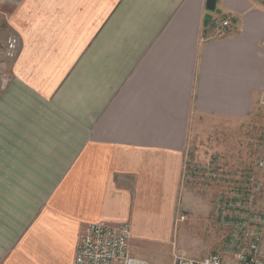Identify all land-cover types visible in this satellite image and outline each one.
I'll return each instance as SVG.
<instances>
[{"label":"crops","instance_id":"0c3cea01","mask_svg":"<svg viewBox=\"0 0 264 264\" xmlns=\"http://www.w3.org/2000/svg\"><path fill=\"white\" fill-rule=\"evenodd\" d=\"M207 2L0 0V264H73L99 222L215 250L187 160L264 100V0Z\"/></svg>","mask_w":264,"mask_h":264},{"label":"rangeland","instance_id":"374dc122","mask_svg":"<svg viewBox=\"0 0 264 264\" xmlns=\"http://www.w3.org/2000/svg\"><path fill=\"white\" fill-rule=\"evenodd\" d=\"M14 40L16 41V39L12 41ZM11 44L9 53L15 55L14 42ZM6 47L0 44V69H2V63L7 62L4 56H1L4 53L3 50L6 52ZM263 102L264 100H260L255 104L246 121L218 127L217 134L212 133L207 139L193 143L189 152L186 168V173L189 175L186 181H190L189 183L193 181L190 188L207 194L215 206L213 221L218 229L216 235H213L215 250L200 255L177 253V246L181 247L178 241V238H181L179 234L182 233L180 228L179 231L176 229L173 239L164 237L163 240L158 241L146 237H135L133 246L136 244L139 247V251L134 250L138 258H146L148 261L152 257L154 261L153 263L148 261L150 264H174L176 256L197 259L211 256L214 252H221V250L226 259H234L237 256V251L225 252L224 250V245L240 221L238 210H235L238 207L228 208L229 202L235 203L237 199H248L252 196V192L255 193L257 197L253 203L254 213L258 219L264 221V171L258 166L264 157ZM207 165H210L209 169H205ZM196 167L199 169L195 174ZM258 189H260L259 192ZM261 228L264 231V225ZM193 240L191 238L190 242Z\"/></svg>","mask_w":264,"mask_h":264},{"label":"built area","instance_id":"2783aa9c","mask_svg":"<svg viewBox=\"0 0 264 264\" xmlns=\"http://www.w3.org/2000/svg\"><path fill=\"white\" fill-rule=\"evenodd\" d=\"M229 21H222L219 25V34L231 31ZM264 44V41H263ZM264 171V157L258 164ZM207 165L205 169H209ZM199 167L194 169L196 170ZM205 173V171H204ZM185 174V178L187 179ZM190 182V181H189ZM194 183L193 181L191 182ZM260 189H258V192ZM252 196L248 199H237L235 203L229 202L228 208H237L240 221L232 233L231 241L225 245V252H236L234 259H226L221 252H217L204 259H189L175 257L174 264H264V221L255 216ZM185 218L181 217V221ZM255 224V225H253ZM73 264H149L147 261L136 257L132 247V227L128 223L111 225L107 222L90 224L82 234L77 245Z\"/></svg>","mask_w":264,"mask_h":264},{"label":"water","instance_id":"95a60500","mask_svg":"<svg viewBox=\"0 0 264 264\" xmlns=\"http://www.w3.org/2000/svg\"><path fill=\"white\" fill-rule=\"evenodd\" d=\"M216 0H208L207 9L213 11L215 9Z\"/></svg>","mask_w":264,"mask_h":264}]
</instances>
